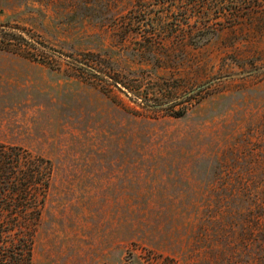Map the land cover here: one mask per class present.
Instances as JSON below:
<instances>
[{
    "label": "rangeland",
    "instance_id": "rangeland-1",
    "mask_svg": "<svg viewBox=\"0 0 264 264\" xmlns=\"http://www.w3.org/2000/svg\"><path fill=\"white\" fill-rule=\"evenodd\" d=\"M0 41V143L51 163L32 264H264V0H0Z\"/></svg>",
    "mask_w": 264,
    "mask_h": 264
},
{
    "label": "trees",
    "instance_id": "trees-1",
    "mask_svg": "<svg viewBox=\"0 0 264 264\" xmlns=\"http://www.w3.org/2000/svg\"><path fill=\"white\" fill-rule=\"evenodd\" d=\"M197 7L201 6L196 3L185 7L164 5L161 9L165 10V14H170L175 13L176 9L179 12L196 11ZM240 8L244 7L236 6L232 12H238ZM195 23L206 26L205 20ZM185 24L187 23L177 21L169 30L175 34L177 29ZM160 26L165 30L169 25L160 21ZM190 34L192 37H185L183 42H192L196 47L206 42V36L200 35L199 29ZM151 47L153 46L149 43L145 49ZM94 72L101 73L96 71L95 67ZM115 82L116 86L118 82ZM135 96L139 97V94ZM50 180L51 163L48 160L36 157L21 147L0 143V264H32L35 235L41 221Z\"/></svg>",
    "mask_w": 264,
    "mask_h": 264
}]
</instances>
